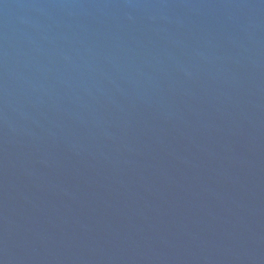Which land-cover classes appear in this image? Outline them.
I'll list each match as a JSON object with an SVG mask.
<instances>
[{"label":"water","instance_id":"1","mask_svg":"<svg viewBox=\"0 0 264 264\" xmlns=\"http://www.w3.org/2000/svg\"><path fill=\"white\" fill-rule=\"evenodd\" d=\"M0 264H264V0H0Z\"/></svg>","mask_w":264,"mask_h":264}]
</instances>
